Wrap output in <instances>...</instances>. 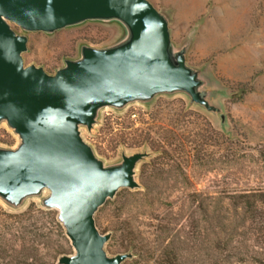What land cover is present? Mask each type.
I'll return each instance as SVG.
<instances>
[{
  "label": "rangeland",
  "instance_id": "rangeland-1",
  "mask_svg": "<svg viewBox=\"0 0 264 264\" xmlns=\"http://www.w3.org/2000/svg\"><path fill=\"white\" fill-rule=\"evenodd\" d=\"M149 1L167 15L176 47L190 41L186 62L202 69L225 118L189 105L185 94H161L148 104L102 108L90 131L80 128L105 164L122 151L151 152L136 167L140 187L120 189L94 215L99 231L110 233L105 250L131 252L121 264H264L258 230L228 201L230 194L264 189V0ZM122 34L116 21L29 32L24 64L54 73L65 58L78 56L80 45L105 46ZM17 142L0 123V146ZM29 205L43 208L40 197L16 209L0 200V231L15 232L9 223ZM45 220L48 238L31 240L27 249L32 264L43 258L56 264L73 252L62 226L59 234ZM14 243V256L0 264H30L20 239Z\"/></svg>",
  "mask_w": 264,
  "mask_h": 264
},
{
  "label": "water",
  "instance_id": "water-1",
  "mask_svg": "<svg viewBox=\"0 0 264 264\" xmlns=\"http://www.w3.org/2000/svg\"><path fill=\"white\" fill-rule=\"evenodd\" d=\"M86 21H116L123 34L105 46L80 45L54 73L24 64L26 33ZM168 24L149 0H0V123L18 139L0 146V200L16 209L40 197L44 209L56 211L73 249L56 264H121L133 256L106 252L110 233L99 231L94 215L120 189L140 187L136 167L151 152L122 151L108 164L97 157L80 128L90 131L102 108L181 93L189 105L225 118L202 69L186 62L190 41L176 47Z\"/></svg>",
  "mask_w": 264,
  "mask_h": 264
},
{
  "label": "trees",
  "instance_id": "trees-1",
  "mask_svg": "<svg viewBox=\"0 0 264 264\" xmlns=\"http://www.w3.org/2000/svg\"><path fill=\"white\" fill-rule=\"evenodd\" d=\"M228 201L230 205L235 208H240L247 215L251 225L258 230L256 232L260 234V239L264 242V189H250L236 194H230ZM20 216L17 221L9 223L10 228L14 229L15 232L10 228V233L0 231V259L5 260V258L11 255L14 256L11 253V251L15 250L16 243L14 242L20 239L22 243L20 254L22 258L32 264L33 262L29 260L32 257L29 256L27 249L30 248L29 243L31 240L34 241L38 237L48 238L45 232V219L50 218L56 229H59V234H62L63 231L56 220V214L52 210L29 205ZM6 234H9L10 237H7ZM35 264H55V262L43 258L37 260Z\"/></svg>",
  "mask_w": 264,
  "mask_h": 264
}]
</instances>
